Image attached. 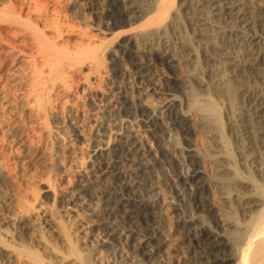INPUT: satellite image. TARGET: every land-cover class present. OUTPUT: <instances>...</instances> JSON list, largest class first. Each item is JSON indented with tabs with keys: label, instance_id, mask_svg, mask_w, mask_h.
<instances>
[{
	"label": "bare ground",
	"instance_id": "1",
	"mask_svg": "<svg viewBox=\"0 0 264 264\" xmlns=\"http://www.w3.org/2000/svg\"><path fill=\"white\" fill-rule=\"evenodd\" d=\"M36 1L0 0V39L10 33L23 46H30L27 52L12 44L18 61L15 71L10 72V82L18 87L15 92L2 86L0 74V264H102L103 247L96 238L91 239V230L81 238L70 237L68 226L58 220L61 215L57 219L62 207L82 208L88 202L85 192L69 189L70 177L43 173L50 162L47 151L41 144L31 146L34 141L29 135V130L46 136L54 132L48 127L47 118L58 102L73 95L76 72L88 59L84 54L95 46L85 45L74 53L58 49L39 27V21L32 20L34 14L46 8ZM53 1L56 7L60 6V0ZM94 1H88L91 16H97L105 30L118 26H129L132 30L133 35L120 42L124 52L129 53L131 45H138L161 61L175 54L188 69L197 68L198 72H194L197 75L190 73L193 75L187 77L183 100L189 104L186 112L193 116L196 129L181 127V119L191 121L186 114H173L172 126L185 140L197 132L201 151L212 158L208 160L212 172L208 181L222 209L220 226L236 232L235 243L229 246L235 252V264H264V0H186V4L182 0H101L102 4ZM183 6L187 12L182 11ZM76 13L80 14V9ZM24 14L29 18H23ZM117 32L114 34L120 36L125 31ZM112 65L114 72H120L117 64ZM133 68L138 78L136 88L142 97L146 96L157 75L150 65L136 63ZM172 77L168 78L171 83L176 80ZM150 81L153 84L147 83ZM119 99L122 114L135 115L147 127L148 144L137 141L138 136L133 137L131 128L126 127L129 132L123 130L118 135L128 136L131 144L124 145L120 154H114L116 149L109 139L93 147V172L88 184L96 188L94 195L101 203V207L97 205L100 208H97L96 237L123 246L127 258H120L122 264H139L133 250L145 257L159 256L162 258L159 264H174L180 260L179 254L167 251L170 240L159 230L157 208L129 194L133 192V184L126 180L129 170L136 165L141 170L143 166H154L157 156L172 171L170 183L161 184L159 175L153 174L145 190L159 189L162 185L172 198L182 197V201L187 199L195 207L200 202V191L206 192L209 187L204 184L200 191L188 193L186 188L195 184L197 178L184 179L178 164L167 156L157 120L146 114L145 105L131 103L125 95ZM166 99L164 106L173 108L174 99ZM77 131L82 136L83 131ZM140 143L142 148L136 149ZM67 151L76 172L83 166L84 158L75 155L71 148ZM97 159L100 161L96 162ZM190 160L194 164L197 156L191 154ZM54 182L64 189H56ZM80 200L82 204H74ZM162 200L165 205L166 198ZM55 203L61 207L59 211L47 207ZM121 212L125 224L118 220ZM183 228L189 250L210 244L212 237H208L206 227L196 225L193 219ZM151 245V252L140 251Z\"/></svg>",
	"mask_w": 264,
	"mask_h": 264
},
{
	"label": "rangeland",
	"instance_id": "2",
	"mask_svg": "<svg viewBox=\"0 0 264 264\" xmlns=\"http://www.w3.org/2000/svg\"><path fill=\"white\" fill-rule=\"evenodd\" d=\"M88 1L60 0V6L56 7L54 1L52 2V0H37L36 2H38L39 5L43 4L46 8H44L45 11L43 9L42 12H39L41 15L37 13L32 17V20L39 21V27L44 31V34L48 36L57 48L63 52L74 53L77 48H79V50H83L85 45L95 46L93 47L95 49L91 48L86 51V54H84L88 56V59L86 63L76 72L77 75L75 77L76 82L73 85V95H71L70 98H64L61 102H58L56 104V108L53 110V113L47 118L49 119L47 121L49 125L48 127L50 130L52 128L51 131L54 130V132L51 135L46 136L39 131L33 132L28 129L30 139L34 141L30 145L37 146V144H41V148L43 147V149L47 151V158L50 162L48 161V166L44 168L45 171H43V173L47 176L50 175V177H70L72 183L69 189L75 188L77 191L81 190L82 192H85L84 194L88 200L86 203H83L82 200L74 203H83L81 205L82 208L76 207L69 210L66 207H60L61 210L58 213L57 219L61 215L58 220L63 221V223L68 226V233L70 234V237L81 238L85 235V233L91 230L92 235L89 234L92 236L91 239L94 240L96 238V241H100V247H103L102 264H122L123 262H121L122 259L120 258L122 256L127 258V256L125 257L126 254L123 251V246L120 243H110L105 237H96L98 232H95L97 231L95 226L99 224L97 208L99 206L101 207V203L94 195L96 188L91 187V185L88 184L89 180L92 178L93 172L91 163L94 162V160H92L94 158L91 157L92 151L97 142L111 140L110 144L114 150L116 149V152L114 153L113 151V153L118 155L122 152L124 145L130 146L131 144L129 143L131 142V139L128 136L121 137L118 133L123 130V132H126L131 128L130 133H132L133 137L138 136V139H136L137 141L141 140L142 142L147 143L148 136L145 132L147 127L144 126L140 120H137L135 115L128 113L122 114L123 111L121 110V103L118 100H120L119 98L121 95H125L128 96L129 102H136L145 105L146 114L157 120V124H159L158 126L160 127V134L162 136L161 140L165 146L164 150H166L165 152L167 153V156L170 159L172 158L176 164H178V171L182 173L183 178L185 179L191 176L197 178V182L195 184H190L188 188H186L187 192L192 193L200 191L199 187L204 184H208L209 187L206 192L200 191L199 197H201L197 207H195L193 203H189L187 199H183L182 201V197H177L176 199L172 198L170 194H168V190L165 192L163 191L162 188L164 187H162V185L159 189L145 190V186L147 183H150V176L153 174L160 176H158V178L160 179L161 184L170 183L169 179H171L170 175L172 174L171 169L168 164L166 165L165 163H162L160 159L158 161L157 156H154L156 158V164L154 166H143L142 168L144 170H141V166L136 165L132 168V170H129L130 176L126 180L133 184V192L129 193L130 196L138 201L148 202V204L157 208L156 221L160 227L159 230H161L167 238L169 237L168 240H170L168 243L170 246L167 251L170 249V251H175L179 254V264H235V252L233 253V249L229 246H231L232 243H235L234 234L236 232L234 229H231L233 231L231 232V230L227 227L220 226L221 224L218 222V219H221L222 217V209L220 208L218 202H216V197L213 194L214 190L209 182L212 178V172H210L208 163L212 158L209 157V159L201 151L198 144L197 132H194L191 136H189L190 138L185 140L180 135V131L176 129L175 126H172L170 119L173 114L177 116H182L183 114H186V116L190 115V113L186 112L188 111L189 104L183 100L185 99L184 94L186 89L185 87L189 80L188 78L193 75L190 73H194L196 71L198 72V70H196L197 68L193 69L190 67L189 69H192L190 71L188 67H186L185 63L179 59V56H175V54H171L168 57V60L161 61L158 59L157 55L154 56L146 48H142L138 45H131L132 47L129 50V53L124 52L120 42L124 39L128 40L133 35L132 30H129L130 27L118 26L116 28H111L110 30H105L106 26L100 22V19L97 16L95 18L91 16L93 13H90L92 12L90 9L91 3ZM97 1H100L99 3L102 4L101 0H95L94 2L97 3ZM184 1L186 0H182L181 3ZM72 5L75 7L74 9H70ZM76 8L80 9V14L76 13ZM74 10L75 12H73ZM185 10L186 8L183 6L182 11L187 12ZM23 18L26 19L29 18V16L24 14ZM1 28L3 30L5 29L3 26H1ZM112 29H115V32ZM122 30L125 32L122 33ZM116 32H120L122 35L119 36V34H114ZM4 35V39L6 37L7 40L0 39V68L2 67L0 69L2 82H0L2 86H6L5 88L15 92L18 87L16 84L10 82V75L13 73L12 70L15 71L18 61L16 57L17 50L12 48V44H17V48L24 49L27 52L30 51V46H25V44L23 46L22 43L19 42V38L10 35V33L7 36ZM18 42L20 43V47L18 46ZM112 59L115 60L112 61ZM112 63L117 64L116 67L120 69V72L117 73L112 70ZM136 63L140 65L142 63V65H150L153 67V73L157 75V78L153 81L154 84L151 81L147 83L150 85L153 84V86L151 85L150 87L157 88L158 92L157 90H151L149 87V91L146 96L142 97L141 94H139L141 91L139 92L136 88L138 78L135 75L133 68V64ZM171 76H173L172 78H176V80L172 83L168 80ZM144 85V88L147 90L148 87H146V82ZM166 98L174 99L175 105L173 108L164 106V103L167 100ZM189 119H191V121L188 122L182 121L181 119V127L183 128L184 125L190 126V128L195 130L196 127L193 116L190 115ZM126 127L128 128L127 130ZM77 129L84 132H82V136H79ZM128 132L129 130L127 133ZM38 137L39 139L41 138V141L37 139ZM31 142L32 141H30V143ZM188 146H190V148H188ZM67 148H71L75 155L78 154V156L80 155V157L82 156L84 158L83 166L76 172L74 171V167L69 159L70 157L68 156ZM141 148L142 144L140 143L136 149ZM191 154L197 156V160L194 164H192L193 162L190 160ZM97 161L100 160L97 159L96 162ZM164 165H166V167ZM168 170H170L171 173ZM162 176L163 179L166 178L165 181L162 179ZM54 183L55 188L57 187L56 189H64L62 184L59 185L57 182ZM90 192H93V194H90ZM165 198L167 201H165L166 204L163 205L162 199ZM51 203H53L52 200L50 204ZM177 203H180V205ZM186 204L188 206H192L188 207ZM182 206H185L186 209ZM47 207L50 209L52 207V209L54 208L55 210L60 209L56 203L53 204V206L48 205ZM86 207L87 209H85ZM93 207L96 209H93ZM187 208L189 209V212H185ZM92 210L95 211L92 212ZM93 213L97 215H93ZM120 214H122V219H120ZM120 214L118 220H120V223L125 224L126 219L124 218V214L122 212ZM192 219L196 221V225H202L204 228L206 227L208 237H212L209 239L210 244L204 246L205 248L197 247L195 250H189L187 246V242L183 237V227H185V224ZM211 225H213V227ZM90 227L92 228L90 229ZM51 230L55 229L51 228ZM213 245L214 248L210 249L209 246ZM151 249H153V245L148 246L145 250L140 249V251L143 253L148 251L151 252ZM130 251L132 250L130 249ZM132 252L133 255H137V258L140 259L139 264L162 263V258H159V256H155L156 258H150L148 256L145 257L140 255L139 252H135V250ZM131 259L133 260V258ZM178 262L174 264H178Z\"/></svg>",
	"mask_w": 264,
	"mask_h": 264
}]
</instances>
